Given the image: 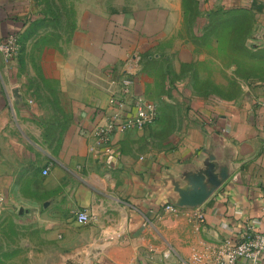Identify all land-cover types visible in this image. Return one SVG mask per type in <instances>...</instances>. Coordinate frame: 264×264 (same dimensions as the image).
I'll list each match as a JSON object with an SVG mask.
<instances>
[{"label":"crops","instance_id":"1","mask_svg":"<svg viewBox=\"0 0 264 264\" xmlns=\"http://www.w3.org/2000/svg\"><path fill=\"white\" fill-rule=\"evenodd\" d=\"M216 4L250 15L229 66L176 38L182 0H86L55 35L36 28L34 0H0V38L15 32L20 43L14 58L0 56V260L178 264L264 233V0ZM120 76L157 118L103 146L91 131ZM164 122L176 127L160 140ZM199 189L208 193L200 204L178 206ZM80 210L95 219L78 223Z\"/></svg>","mask_w":264,"mask_h":264},{"label":"rangeland","instance_id":"2","mask_svg":"<svg viewBox=\"0 0 264 264\" xmlns=\"http://www.w3.org/2000/svg\"><path fill=\"white\" fill-rule=\"evenodd\" d=\"M145 0H138L140 2ZM217 0H182L184 25L178 31L176 38L194 53H206L207 60H212L215 51L219 52L224 64L230 65L232 55L236 56L238 48L245 43L249 27V12L245 7H232L224 4L217 5ZM86 3V0H34L36 11L42 17L36 28H46L55 35L57 30H67L71 27L76 6ZM145 6V5H144ZM43 19V21H41ZM233 50V51H232ZM230 68L224 69V80L230 75ZM192 79L197 80L196 74L190 73ZM202 85L195 84L192 88L202 89ZM205 90L213 91L215 86L205 85ZM217 88H219L217 86ZM224 92H230L232 85L225 83L221 87ZM162 103L166 110V103ZM185 105H178L177 110L182 112ZM164 120H167L165 117ZM170 121V120H169ZM157 123V122H156ZM173 124H163L158 127L156 135L160 140L171 135ZM0 264H23L22 260H0Z\"/></svg>","mask_w":264,"mask_h":264},{"label":"built area","instance_id":"3","mask_svg":"<svg viewBox=\"0 0 264 264\" xmlns=\"http://www.w3.org/2000/svg\"><path fill=\"white\" fill-rule=\"evenodd\" d=\"M20 49L19 36L10 32L0 38V56L4 60L14 58ZM113 89L106 108L99 112L101 119L92 131L97 144L107 146L110 136L115 131L140 129L153 124L157 118L156 104L133 92L134 80L129 76H120L112 79ZM48 168L42 169V174H47ZM4 195L0 190V203L4 202ZM165 208L174 214L180 212V208L173 204H166ZM78 223H88L95 216L85 210L76 212ZM192 218L203 219V212L198 211ZM264 254V233L245 231L237 240L224 239L219 244L207 247L204 252H194L189 260L178 264H240L242 260L246 264H259L260 257Z\"/></svg>","mask_w":264,"mask_h":264},{"label":"water","instance_id":"4","mask_svg":"<svg viewBox=\"0 0 264 264\" xmlns=\"http://www.w3.org/2000/svg\"><path fill=\"white\" fill-rule=\"evenodd\" d=\"M207 194L208 193L206 191H204L203 189H199V190L192 193L190 199L183 201L178 206H183V205L195 206V205H198L204 200V198L207 196Z\"/></svg>","mask_w":264,"mask_h":264}]
</instances>
